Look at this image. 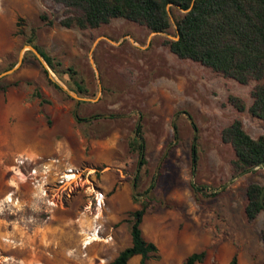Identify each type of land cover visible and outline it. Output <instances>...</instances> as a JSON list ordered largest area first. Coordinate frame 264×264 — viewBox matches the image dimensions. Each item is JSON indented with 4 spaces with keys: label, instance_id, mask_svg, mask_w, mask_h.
Wrapping results in <instances>:
<instances>
[{
    "label": "rangeland",
    "instance_id": "obj_1",
    "mask_svg": "<svg viewBox=\"0 0 264 264\" xmlns=\"http://www.w3.org/2000/svg\"><path fill=\"white\" fill-rule=\"evenodd\" d=\"M62 10L53 0H0V140L6 138L4 125L21 126L31 114L34 120L39 116L36 126L44 138L52 132L57 137L68 130L79 133L70 141L84 160L69 165L77 172L72 181H56L64 188L62 201L78 204V210L70 212L76 216L72 222L77 238L37 244L32 236L0 235V264H110L129 244L128 212L141 200L147 202L141 235L156 246L145 264H183L187 254L200 250L205 257L198 264H227L232 253L237 264H264V210L250 221L243 213L244 188L249 182L264 186V167L232 175L234 154L219 135L234 118L249 136L264 134V121L246 110L255 81L240 84L171 53L162 41L172 38L173 19L182 10H169L171 25L165 33H150L123 18L95 28H65L57 22ZM32 44L59 62L60 69L72 68V80L82 92L69 90L27 47ZM41 64L64 93L47 84ZM62 76L76 89L67 73ZM229 94L242 99L244 110L227 102ZM191 122L197 137L193 171ZM136 123L141 125L145 158L138 171L139 158L129 145ZM12 130H7L9 137L19 139L20 130ZM106 140L109 160L94 162ZM109 182L110 190L104 191L102 184ZM150 182L152 187L144 192ZM88 186L103 192L100 207L94 206ZM85 204L89 208H83ZM63 214L27 212V222L60 225L63 232L72 225ZM96 227L105 240L84 247ZM138 259L132 256L126 264Z\"/></svg>",
    "mask_w": 264,
    "mask_h": 264
},
{
    "label": "trees",
    "instance_id": "obj_2",
    "mask_svg": "<svg viewBox=\"0 0 264 264\" xmlns=\"http://www.w3.org/2000/svg\"><path fill=\"white\" fill-rule=\"evenodd\" d=\"M63 7L58 24L62 27L78 29L95 28L109 22L112 18H123L143 26L150 33H165L171 25L169 10H182L179 17L173 19L172 38L164 39L162 44L177 58L190 59L210 68L225 78H231L240 84L250 80L255 83L249 89L251 103L247 112L264 121V0H53ZM50 23V21L48 22ZM30 42V40H28ZM41 59L53 74L67 86L69 90L81 93L79 82L72 80L74 71L70 67L59 68V62L45 53L40 47L32 44ZM41 72L53 88L65 90L54 80L46 67L41 64ZM67 73L68 79L63 78ZM74 81V82H73ZM227 102L237 111L245 108L238 96L229 94ZM92 117H97L93 115ZM78 121H90L78 118ZM193 129L190 145V161L193 171L197 161L195 152L196 128ZM141 125L135 124V132L130 148L138 156V168L145 163ZM175 138V124H172ZM220 140L232 148L234 158L230 161L231 174L241 173L256 166L264 167V134L249 136L242 127L241 121L234 118L221 128ZM136 178V174H135ZM134 180L133 186L135 188ZM152 182L144 190L152 187ZM262 185L249 182L244 188L245 204L243 213L246 220L255 218L260 210H264V197L259 200ZM134 197L132 196V200ZM147 202L141 200L138 207L128 212L129 244L120 249L111 259L110 264H126L135 255L139 256L136 264H145V260L156 251L153 242L145 240L141 235L140 222ZM264 227V221H263ZM205 251H193L187 254L183 264H198L204 260ZM227 264H237L236 254L232 253Z\"/></svg>",
    "mask_w": 264,
    "mask_h": 264
},
{
    "label": "crops",
    "instance_id": "obj_3",
    "mask_svg": "<svg viewBox=\"0 0 264 264\" xmlns=\"http://www.w3.org/2000/svg\"><path fill=\"white\" fill-rule=\"evenodd\" d=\"M33 117L31 114L22 122L21 126L17 124L12 127L4 125L6 138L0 140V211L4 210L8 214L0 213V235L17 239L32 236L37 244L49 241L76 242L78 231L72 222L76 216L70 212L77 211L78 204L70 199L67 203L62 201L60 195L64 188L61 187L62 185H57L56 180L63 167L76 166L79 165L78 159L79 161L84 160L83 153L77 152L70 141L71 135L79 137L80 135L77 131L73 133L72 130H68L62 135L59 134L58 137L52 132L48 138H44L45 132L43 131V134L37 129L38 122L36 120H39V116L37 115L36 120ZM15 128L20 130L21 137L19 139L9 137L7 130L16 131ZM103 143L100 144V150L94 154L97 158L94 162L109 160L110 142L106 140ZM18 157H24L25 160L21 164H16L14 160ZM55 158L57 161H53ZM42 164L47 165L48 168L44 177L40 172ZM32 167L36 169V173L29 176L28 171ZM102 173H104L103 170ZM31 179H37L36 183H31ZM120 186L124 188L125 197L129 200L127 187L123 183ZM102 187L104 191H108L111 184L110 182L102 184ZM9 197L10 201H6V198ZM87 205L85 204L83 208H89ZM36 211L64 212L62 217L64 220L71 221L72 225L61 232L60 225H52L50 228L42 222H27L29 220L27 212ZM97 243L99 242H94L92 245Z\"/></svg>",
    "mask_w": 264,
    "mask_h": 264
},
{
    "label": "built area",
    "instance_id": "obj_4",
    "mask_svg": "<svg viewBox=\"0 0 264 264\" xmlns=\"http://www.w3.org/2000/svg\"><path fill=\"white\" fill-rule=\"evenodd\" d=\"M25 160L24 157H18V158H15V163L16 164H21L23 161ZM53 161H57V159H53ZM48 168H47V165H41L40 166V172L42 174V177H44L45 173L47 172ZM36 173V169L35 168H30L29 171H28V175L31 176V175H34ZM75 174H77L76 171H74V168L73 167H70V166H67V167H63L62 171L58 174V177H57V182L58 183H65V182H70L73 180V177ZM36 180L37 179H31V183H36ZM104 195L103 192L97 190V189H94L92 191V198H93V201H94V206H98V199L101 198V196ZM6 201H10V197L9 198H6Z\"/></svg>",
    "mask_w": 264,
    "mask_h": 264
},
{
    "label": "bare ground",
    "instance_id": "obj_5",
    "mask_svg": "<svg viewBox=\"0 0 264 264\" xmlns=\"http://www.w3.org/2000/svg\"><path fill=\"white\" fill-rule=\"evenodd\" d=\"M74 175V174H73ZM73 177V176H72ZM91 191H93V189L91 188ZM103 202V195L101 196V198L98 199V206L100 207L101 204ZM98 206H96V208H98ZM88 207V206H87ZM95 218L99 217V214H95L94 216ZM101 227V226H99ZM99 227H96L93 231V233L91 235H89L88 237L85 238V240L83 241V246L86 247L88 245H90L92 242L95 241H103L105 240L104 237H102L101 235H99ZM91 233V232H90Z\"/></svg>",
    "mask_w": 264,
    "mask_h": 264
},
{
    "label": "water",
    "instance_id": "obj_6",
    "mask_svg": "<svg viewBox=\"0 0 264 264\" xmlns=\"http://www.w3.org/2000/svg\"><path fill=\"white\" fill-rule=\"evenodd\" d=\"M27 47L30 48V49L34 52V54H35L36 57H38V58L41 59V57L39 56L38 52L36 51V49H34V48L32 47V45H27ZM45 66H46V65H45ZM76 103H77V100H76ZM263 190H264V186H262V188H261V190H260V192H259V200L262 199Z\"/></svg>",
    "mask_w": 264,
    "mask_h": 264
}]
</instances>
